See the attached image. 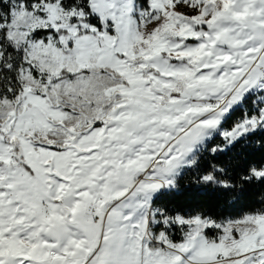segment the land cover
<instances>
[{"label": "snow or ice", "instance_id": "6c2138e0", "mask_svg": "<svg viewBox=\"0 0 264 264\" xmlns=\"http://www.w3.org/2000/svg\"><path fill=\"white\" fill-rule=\"evenodd\" d=\"M0 264H264V0H0Z\"/></svg>", "mask_w": 264, "mask_h": 264}]
</instances>
